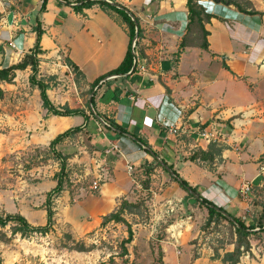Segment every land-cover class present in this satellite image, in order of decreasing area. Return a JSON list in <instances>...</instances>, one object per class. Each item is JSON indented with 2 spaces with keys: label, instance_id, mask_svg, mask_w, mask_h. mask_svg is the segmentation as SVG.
Masks as SVG:
<instances>
[{
  "label": "crops",
  "instance_id": "1",
  "mask_svg": "<svg viewBox=\"0 0 264 264\" xmlns=\"http://www.w3.org/2000/svg\"><path fill=\"white\" fill-rule=\"evenodd\" d=\"M40 1L34 8L36 14ZM106 1L117 2L137 18L141 34L136 37L133 49V71L113 79L103 78L96 90L98 116L112 119L127 130L123 134L101 132L104 146L116 144L117 164L129 162L136 168L152 160L128 134L142 136L202 196L223 208L231 207L229 211L233 213L241 212L246 203L239 198L238 189L243 182H258L260 167L264 166V16L244 12L233 4L201 0L213 15L204 23L208 46L191 44L180 48L186 32V0ZM247 1L250 2L245 6L247 10L253 8L264 13V0ZM38 16L44 31L40 67L60 64L72 75L71 67L65 66V58H69L81 73L78 77L89 86L94 79L117 67L126 54L128 29L114 10L93 4L76 12L62 0H47L46 10ZM33 27L20 23L14 30L21 32L8 31L21 52L5 49L8 60L1 66L14 63L13 57L21 58L29 51L35 38ZM57 56L64 60L55 61ZM47 92L49 95L50 88ZM50 98L55 105H64L58 100L60 95ZM178 119L182 127L176 133L162 126V121L174 123ZM83 121L80 115H50L43 107L39 108V125L47 122L51 139ZM205 127L217 128L227 140L216 145L220 152L212 162L189 160L191 153L207 150L210 145L198 135ZM116 189L119 188L102 186L90 202L86 200L87 213L81 216L93 215L97 221L108 202H113L112 198L121 192ZM11 203L15 209L5 210L0 200V211L24 215L22 199L18 205ZM6 226L0 227L7 237L0 240V264H21L13 251L25 244L26 236L11 235L5 231ZM250 243V250L241 254L237 264H264V247L258 240ZM192 245H184L171 259L165 251L164 263L168 264L169 259L170 264H231L223 261L222 256L232 251V246L224 251L218 249L215 255L202 244L193 257ZM29 252H32L29 257L39 254V245Z\"/></svg>",
  "mask_w": 264,
  "mask_h": 264
},
{
  "label": "rangeland",
  "instance_id": "2",
  "mask_svg": "<svg viewBox=\"0 0 264 264\" xmlns=\"http://www.w3.org/2000/svg\"><path fill=\"white\" fill-rule=\"evenodd\" d=\"M37 1L0 0V65L7 63L5 49H10L13 41L8 31L21 32L14 30L20 23L27 27L34 25ZM19 58L13 57L12 61L16 63ZM44 67L39 66L38 76L48 83L50 97L60 95L58 100L64 105L83 108L92 119L82 131L55 147L66 158V169L64 190L54 200V225L48 233H32L26 236L24 245L16 246L13 254L21 264H155L159 257L164 261L165 251L171 259L186 244H193V257L202 244L215 255L218 249L234 248L231 242L235 233L227 220L219 218L206 224V206L179 187L168 172L156 166L148 175L143 165L136 168L133 165L129 174L124 161L117 164L119 152H105L109 146L105 147L101 138L106 129L102 126L99 129L97 124L96 108L89 100L90 87L60 64ZM30 73L29 67L16 70L11 83L1 82L5 95L0 100V200L2 209L9 210L15 209L11 202L18 205L22 199L26 218L31 223L44 224L46 193L55 185L54 175L60 169V161L49 146L47 122L39 125L42 105L37 88L28 81ZM210 144L217 147V143ZM103 171L105 179L98 188H92V182ZM102 186L118 187L116 190L121 192L112 198L113 202H108L97 221L93 215L81 216L87 213L86 200L90 202ZM239 198L246 208L235 213L245 222L257 225L264 214V171L258 182L252 184L250 193ZM124 200L137 206L121 210ZM230 208L225 207L228 211ZM119 210L123 221L108 219ZM128 227L132 240L125 243ZM5 229L10 232L11 224ZM249 240L253 243L258 240L264 247V234L250 236ZM81 243L91 250L73 249ZM38 245L39 254L29 257L30 248Z\"/></svg>",
  "mask_w": 264,
  "mask_h": 264
},
{
  "label": "trees",
  "instance_id": "3",
  "mask_svg": "<svg viewBox=\"0 0 264 264\" xmlns=\"http://www.w3.org/2000/svg\"><path fill=\"white\" fill-rule=\"evenodd\" d=\"M62 1H64L66 4L71 5L73 10L76 12H82L83 8H87L93 4H99L103 9L114 10L121 15L122 20L126 24L128 29L129 44L126 54L122 59V61L120 62V64L114 69H111L105 74L94 79L89 85L90 92H92V96L90 97L89 100L91 106L95 109L94 98H95L96 90L100 88L102 85L100 81L106 76L112 74H119V75L129 74L128 72L132 68H134L135 54L133 53V49L135 47L134 48L132 47V40L136 35V33H137V38H139L141 34V29L138 24V19L136 18L135 20H133L125 7L118 8L106 0H62ZM199 1L200 0H186L187 24H186V32L182 36V39L179 44L180 48H183L191 44H196L202 48H207L208 46L206 39L208 31L205 29L204 23L208 22L213 15L210 12H208ZM214 1L222 2L225 4H233L236 7L242 9L244 12L250 14L256 13L264 16L263 12L257 11L253 8L247 10L245 6L250 4V2L247 0H214ZM46 5H47V0H41L38 13L44 12L46 10ZM33 31L35 33L33 46L29 49L28 52H26L23 55L20 61L6 66L0 65V100H2L5 95V91L1 87V82L11 83L15 78L16 70H23L29 67L31 73L28 76V81L33 87L37 88L39 92L41 105L44 109H46L47 113H49L50 115H57V116L80 115L83 117L84 121L82 124L71 126L63 130L62 132L57 133L49 142V146L51 150H53L55 156L60 161V169L54 175L56 181L55 185L46 193V198L44 201V209L46 213L45 223L33 225L26 219L24 215H22L19 212L5 213L0 211V227H5L6 225L11 224V229H10L11 235L19 233L21 236H28L32 233H39L44 235L52 230L54 225V214H55L54 200L64 190V175L66 169V158L63 156L61 152L57 151L55 147L65 138L75 134L76 132L82 131L86 127L89 119L86 111L83 108L70 107L69 105L66 104L55 105L52 102V100L49 98L47 93V89L49 85L46 81H44L42 78H39L38 76L39 62H40L39 54L43 53V49L41 47V36L44 32L38 15L35 17ZM65 63L71 67L75 76L78 77L81 74L79 72L77 65L71 62L69 58H65ZM95 114L98 115V112L97 113L95 112ZM101 117L109 124L108 126H105L107 132L110 133L116 132L117 134L119 133L123 134L124 132H127L126 128L116 124L112 119L106 118L104 116ZM132 135L135 137V140L139 144L141 149L152 157V160L150 162L141 164L143 165L145 172L149 175L150 172L153 171L156 166H159L164 171L168 172L157 160V157H159V155L156 151L152 149V147L148 144L147 140L142 136H138L136 134H132ZM219 152H220V148L215 147L214 144H210L207 150L197 149L188 156V159L192 161L196 159L211 161L212 159H214V155L219 154ZM159 158L161 159V161H163L165 164L169 166L171 170L170 172L173 174V176L171 175V173L169 172L168 173L171 175L172 179L175 182H177L179 187L183 188L185 191L192 190L193 192H195L198 195V198H195L196 201L206 206L208 211V218L206 224H210L215 219L222 218L224 220H227V222L233 227L235 233V240L231 243L234 244V248L232 251L225 252L222 256V260L228 261L231 264H237L241 254L243 252L250 250L249 237L256 235L258 236L264 233V214L259 217L257 225H254L253 223L245 222L241 216L231 211H228L227 209L221 206L216 205L211 200L202 196L200 192H198L196 187L192 186L186 179H184L182 176L179 175V173L174 169L173 164L168 163L162 157ZM145 188H147V186ZM190 196L193 195L190 193ZM122 204L123 205L121 207V210H123V208H125L126 206H137L136 205L137 203L127 202L126 200H124ZM214 206H218L220 209L224 210L229 215V217L222 214L220 211H217ZM120 213H121L120 210L111 213L108 219H113L115 221H123V218L121 217ZM255 227H257V229H255ZM128 233L129 235L127 236V238L123 240L125 243L130 242L132 240V231L130 227H128ZM0 240L2 241L7 240L6 234L3 231H1V229H0ZM73 249L76 251L91 250L88 247H86L84 243H81L80 247H74ZM155 264H165V263L162 257H159L158 262Z\"/></svg>",
  "mask_w": 264,
  "mask_h": 264
},
{
  "label": "built area",
  "instance_id": "4",
  "mask_svg": "<svg viewBox=\"0 0 264 264\" xmlns=\"http://www.w3.org/2000/svg\"><path fill=\"white\" fill-rule=\"evenodd\" d=\"M199 2L201 3V0ZM135 46H136V39L132 40V47L134 48ZM10 47L12 49H15V51H17L19 53L21 52L20 48L16 45V43L14 41L10 42ZM56 58H57V60H61L62 61V57L61 56H57ZM134 61H135V59H134ZM66 65L67 64L65 63V66ZM140 68H141V70L143 69V67H140ZM133 69L134 68H132L129 72H131ZM118 76H119V74H112V75L106 76L105 78L113 79V78H116ZM97 124L99 126V129H101L100 128L101 126L105 128V126L109 125L107 123V121H105L102 117L100 119H98ZM162 126L165 127L169 132L176 133L178 130L181 129L182 121H181V119H178L174 123H167V122H163L162 121ZM198 135H199L200 138L205 140L207 143H217V144H219V143L227 140V138L224 137V134H222L217 128H214V127L202 128V129L199 130ZM117 148L118 147H117L116 144H112L111 143L110 146L107 149H105V152L108 153V152H111L112 150L117 149ZM126 167H127L128 173L131 174V171L133 169V165L128 162V163H126ZM260 170H261V172H263L264 171V166H261ZM96 178L97 179L92 182V188H98L100 186L99 182L102 181L103 179H105L104 171L102 173L98 174ZM250 190H251V183L250 182H243L240 185L239 189H238V194H239V196L244 197L250 192Z\"/></svg>",
  "mask_w": 264,
  "mask_h": 264
},
{
  "label": "water",
  "instance_id": "5",
  "mask_svg": "<svg viewBox=\"0 0 264 264\" xmlns=\"http://www.w3.org/2000/svg\"><path fill=\"white\" fill-rule=\"evenodd\" d=\"M110 3L111 4H113V5H115L116 7H122L121 5H119L117 2H113V1H110ZM130 15H131V18L133 19V20H135L134 19V17L132 16V14L131 13H129ZM136 37H137V33H136V35L134 36V38H133V40H135L136 39ZM92 96V93H91V95H90V97ZM96 117L98 118V119H100L101 117L100 116H98L97 114H96ZM129 135V137L130 138H133V139H135V137H133L131 134H128ZM157 160L161 163V165L169 172V173H171L170 171V168H169V166L167 165V164H165L163 161H161V159L159 158V157H157ZM171 175L173 176V174L171 173ZM189 193H191L195 198H198V195L195 193V192H193L192 190H187ZM215 207V209L217 210V211H220L222 214H224V215H226V216H228L229 217V215L224 211V210H222V209H220L218 206H214Z\"/></svg>",
  "mask_w": 264,
  "mask_h": 264
}]
</instances>
